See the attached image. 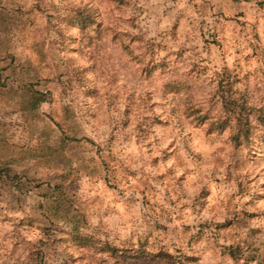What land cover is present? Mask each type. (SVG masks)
Returning a JSON list of instances; mask_svg holds the SVG:
<instances>
[{
	"label": "rangeland",
	"instance_id": "rangeland-1",
	"mask_svg": "<svg viewBox=\"0 0 264 264\" xmlns=\"http://www.w3.org/2000/svg\"><path fill=\"white\" fill-rule=\"evenodd\" d=\"M109 2L117 10L124 4V0ZM257 6L264 10V0H258ZM243 16V12L234 18L221 13L215 31L209 36L201 33L206 56H211L213 49H220L224 64L213 70L206 58L201 64L193 65V72L198 77L213 73L208 82L212 91L204 103L185 102L184 107L194 129L188 133L193 142V163L204 160V156L195 151L200 146L196 144L200 139L197 133H202L204 147L219 145V152L228 153L231 162L226 167V181L229 184L235 182L238 195L247 200L244 209L231 213L233 219L212 226L217 233H231L246 227L248 221L257 217L256 213H249L246 209L253 206V201L264 199V194L259 193L253 194L251 199L246 196L248 186L264 175V128L257 127L252 141L244 145L230 139L234 130L232 126L219 130L209 123L222 115L218 100V83L222 79L229 80L238 92L245 94L252 106H264V41L255 26L250 38L245 36L247 52L242 60H235L229 67V58L223 51L228 41L227 37L221 40L224 30L219 28L220 20L234 23L243 30L247 27L242 22ZM73 29H78V36L70 34ZM104 29V22L92 0L87 4L82 2L81 6L71 0L63 6H57L55 0L51 4L46 0H0V225L11 226V232H5L3 237L5 242L11 243L0 242V264H194L193 258L180 248H175L176 255L169 252L158 235L169 233L171 216H167V223H161L163 216L156 220L145 212L148 227L140 231L138 226L123 240L117 235L114 239L118 243L106 235L101 238L88 231V212L94 206L104 205L111 192L119 191L122 195L123 189L117 171L112 167L116 159L111 153L105 156L99 149L95 156L88 155L97 144L90 137L81 135L78 114L80 119H99L102 89L95 87L94 81L85 79L89 69L77 67L80 61L75 57L87 58L93 71L106 68L112 61L122 66L136 65L140 76L149 82L154 78L163 79L171 71L167 58L159 62L156 58V49L163 50L165 45L150 43L143 55H137L139 49L136 46L142 44V40L119 34L111 25ZM240 35L244 36L243 31ZM13 41L20 47H14ZM106 49H111L107 58L104 55ZM235 53L237 57L242 55L240 48H236ZM253 62L257 67L252 66ZM191 90V85L185 88L165 83L161 95L164 98L173 94L180 96ZM180 103L176 101L177 106L171 109L172 116L179 112ZM156 107V104H150L147 114L136 125L140 138L148 142L146 146L149 148L152 147L151 126H170L169 122L153 115ZM13 115L18 119L9 120L8 117ZM125 115L121 128L129 129L134 120V106L127 108ZM201 115L208 118L200 121L197 116ZM127 138L125 136V140ZM110 139L115 141L116 136L112 135ZM171 148L170 145L169 150ZM169 150L159 157L153 156V166L165 163ZM25 164H31L46 178H34L29 169L23 167ZM249 167L259 169L255 177L240 174L241 169ZM123 175L124 182L131 184L137 173L131 168H123ZM157 179L167 183L169 176L161 173ZM136 182L141 185V207L151 209L149 191L156 190L154 185L148 180ZM219 182L217 177L214 183ZM176 183H182V180ZM81 187L84 188L83 195L77 197L75 193ZM259 188L264 190V184ZM166 194L173 195L167 190ZM211 195L209 188H204L195 207L203 211L206 205L201 200ZM29 199L36 203L28 205ZM136 199L133 195L128 202L134 203ZM171 204L174 209L177 207L175 200ZM180 209L186 210L183 205ZM58 220H64L65 227H59ZM118 222L113 218V223ZM208 227L200 225V237ZM189 231L191 229L185 226L184 233ZM170 234L178 235L176 229ZM260 234L261 229H252L250 233L253 237ZM85 237L91 243H81L79 239ZM196 239L190 237L187 248L191 249L192 241ZM220 239L227 240L228 237L221 236ZM262 249L264 241L259 246L247 243V251L239 244H225L221 255L230 258L232 264H264ZM229 250H238L240 254L232 258ZM72 251L77 255H71Z\"/></svg>",
	"mask_w": 264,
	"mask_h": 264
},
{
	"label": "clouds",
	"instance_id": "clouds-1",
	"mask_svg": "<svg viewBox=\"0 0 264 264\" xmlns=\"http://www.w3.org/2000/svg\"><path fill=\"white\" fill-rule=\"evenodd\" d=\"M46 2L51 4L53 0ZM68 2L69 0H63V4ZM82 2L87 4L89 0H71V3L78 6H81ZM55 3L57 6H63L62 0H55ZM92 5L99 10L100 19L105 25L104 30L111 25L118 29L119 34L143 41L136 46L139 49L137 55H143L146 45L150 43L165 45L163 50L156 49V58L157 62L167 58L171 71L163 79L154 78L149 82L140 76L136 65L122 66L121 63L112 61L106 68L93 71L92 64L87 58L80 60V57H75L80 61L77 67L89 69L85 79L94 81V86L102 89L99 119L92 120L90 117L80 119L78 114L81 135L90 137L97 144V148L92 149L88 155L95 156L99 149H102L105 156L111 153L116 159L112 167L116 169L121 181L120 187L123 189L122 195L119 191H113L104 205L94 206L88 212L90 225L88 231L100 235L101 238L106 235L109 240L118 243L119 241L114 239L117 235L123 240L133 230H137L138 226L140 231L148 227L144 220L145 212L156 220H161L163 216L161 223H167V216H171V223H168L169 233H158L169 252L176 255L175 248H180L193 258L194 264H232L230 258L221 255L225 244H239L247 251V243L259 246L264 241V199L253 201V206L246 209L249 213L257 214L256 219L248 221L246 227L242 226L231 233L216 232L212 226L233 219L231 213L244 209L247 200L238 195L239 190L235 182L229 184L226 181V167L231 162L228 153L219 152V145L204 147L202 133H197L200 139L196 144L200 146L196 147L195 151L201 153L204 160L193 163L191 158L193 142L188 133L194 129L184 113V107L185 102L193 105L204 103L212 91L208 82L213 73L200 74L198 77L193 72V65L201 64L206 58L213 70L224 64L220 49H213L211 56H206L201 33L203 32L204 36L211 35L217 28V19L221 13L229 18H234L239 12L244 13L242 22L247 27L243 30L225 20H220L219 24V28L224 30L221 40L227 37L228 41L223 51L229 58L227 61L229 67H232L233 62L237 59L242 60L243 54L247 52L248 40L245 36L250 38L254 26L264 41V10L258 8V0H124L119 10L109 0H92ZM241 31L244 36L240 35ZM70 34L78 36L79 31L73 29ZM13 46L20 47L16 41H13ZM236 48L241 49L240 57L236 56ZM109 51L111 49H106L105 58ZM252 66L257 67L255 62ZM156 76H159V73H156ZM165 83L185 88L191 85L192 90L180 96L173 94L164 98L161 90ZM176 101L181 102L180 110L176 116H172L171 109L177 106ZM152 103L157 105L153 115L169 122L170 126L167 128L162 125L151 126L152 147L149 148L146 146L148 142L140 138L136 125L147 114ZM133 106V123L129 129H122V121L126 119L125 110ZM8 119L16 120L18 117L13 115ZM116 129L121 131H114ZM112 135L116 136L115 141H111ZM125 136L128 137L127 140ZM170 145L172 148L169 150ZM165 150H169L167 161L153 166V156L159 157ZM23 167L29 169L30 175L36 179L46 178L43 173L38 174L31 164H25ZM123 168L136 171V180L131 184L124 182ZM258 171L259 169L253 170L249 167L241 169L240 174L255 177ZM161 173L169 176L167 183L158 181ZM185 177L186 179H183ZM217 177L220 182L214 183ZM143 180H148L156 189L149 191L151 209L141 207L142 198L139 192L141 185L136 181ZM180 180L182 183H176ZM261 184H264V175L248 186L246 192L248 199H251L253 194H264V190L259 188ZM206 187L212 195L201 200V203L206 205L201 211L195 207V201ZM166 190L173 195H167ZM83 192L84 188L81 187L75 195L80 197ZM133 195L137 199L134 203H129L128 198ZM173 200L177 203L175 209L171 204ZM117 201L119 203H116ZM35 203L33 199L28 200V205ZM181 205L186 208L185 211H181ZM177 217L181 219L178 220ZM113 218L119 222L113 223ZM57 223L59 227H65L64 220H58ZM201 224L209 226L205 229L203 237L199 235ZM185 226L191 229L187 234L184 233ZM0 228L3 229L0 231V242L10 244L11 242H5L3 237L5 232H11V226L0 225ZM172 229H176L178 235L170 234ZM252 229H261V234L251 236ZM193 236L197 239L192 241V247L189 249L187 241ZM221 236L228 239L222 240ZM71 255L75 256L77 253L72 251Z\"/></svg>",
	"mask_w": 264,
	"mask_h": 264
},
{
	"label": "trees",
	"instance_id": "trees-1",
	"mask_svg": "<svg viewBox=\"0 0 264 264\" xmlns=\"http://www.w3.org/2000/svg\"><path fill=\"white\" fill-rule=\"evenodd\" d=\"M218 91L222 115L211 120L210 125L219 130L232 126L234 130L230 139L234 143L247 145L253 139L254 130L257 127L264 128V106L249 104L245 94L238 92L226 79L218 83ZM207 118L206 115L197 116L200 121ZM79 240L81 243H91L88 237ZM105 247L111 250L108 246ZM228 253L232 258L240 254L238 250H229Z\"/></svg>",
	"mask_w": 264,
	"mask_h": 264
}]
</instances>
